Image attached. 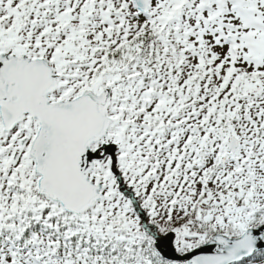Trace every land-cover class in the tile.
I'll return each mask as SVG.
<instances>
[{
  "label": "snow or ice",
  "instance_id": "1",
  "mask_svg": "<svg viewBox=\"0 0 264 264\" xmlns=\"http://www.w3.org/2000/svg\"><path fill=\"white\" fill-rule=\"evenodd\" d=\"M0 264H264V0H0Z\"/></svg>",
  "mask_w": 264,
  "mask_h": 264
}]
</instances>
